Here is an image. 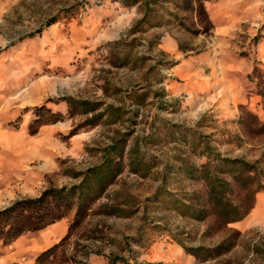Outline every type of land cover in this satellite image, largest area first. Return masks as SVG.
I'll return each instance as SVG.
<instances>
[{"label": "rangeland", "instance_id": "374dc122", "mask_svg": "<svg viewBox=\"0 0 264 264\" xmlns=\"http://www.w3.org/2000/svg\"><path fill=\"white\" fill-rule=\"evenodd\" d=\"M74 1L85 7L25 38ZM204 9L209 26L190 12L189 30L173 23L134 35L129 63L121 65L113 44L140 18L136 7L121 0H0V210L46 188L78 183L74 175L97 164L100 149L123 132L130 133L129 145L142 143L154 165L147 177L125 170L52 264H75L86 252L85 264H264V0H206ZM144 92L140 103L130 96ZM67 97L136 115L90 127L85 116H68L58 100ZM40 105L61 119L31 134ZM205 145L220 158L256 164L263 190L246 218L228 227L241 234L238 245L201 263L181 243L213 247L228 229L213 218L193 222L152 198L163 184L179 195L202 194L201 180L175 170L182 161L196 168L207 163ZM165 166L174 172L167 178ZM108 203L135 213L100 215ZM73 215L24 234L23 255L9 264H34L67 234ZM96 225L94 239L89 232ZM7 249L0 245V258Z\"/></svg>", "mask_w": 264, "mask_h": 264}, {"label": "trees", "instance_id": "16d2710c", "mask_svg": "<svg viewBox=\"0 0 264 264\" xmlns=\"http://www.w3.org/2000/svg\"><path fill=\"white\" fill-rule=\"evenodd\" d=\"M206 0H121L122 4L128 7H136L140 18L128 30L126 39L121 38L113 45L119 50L121 65H127L130 60V51L136 41L134 35L144 33L155 27H163L176 23L179 27L189 30L185 25L188 14L193 12L196 16L206 19L204 9ZM85 3L74 1L68 7L61 8L56 14L45 19L44 23L33 33L27 34L25 38H34L35 34L43 29L64 19L73 17L79 9L85 7ZM203 22V23H205ZM151 44V42H150ZM149 44V45H150ZM152 45V44H151ZM142 58V57H141ZM140 58V59H141ZM147 93H132L130 96L140 103ZM68 107V116H85V124L90 127L100 123L118 124L130 121L126 115H136L124 107L104 105L100 102L85 101L69 98H58ZM35 120L29 127L31 134H36L38 129L44 125L54 124L61 119L60 114L53 113L44 105L34 109ZM135 117V116H134ZM126 119V120H125ZM129 132H123L117 138L100 149V161L91 165L84 172L76 173L74 178H79L78 183L70 186L49 187L41 191L38 197L22 198L5 206L0 210V245L3 248L10 246L17 239L26 233H36L46 229L48 226L56 224L58 221L74 213L73 219L68 225L67 234L53 247L40 252L35 258L34 264H52V260L57 259L60 253H64L63 248L68 240L84 229L86 220L91 217L93 205L104 197L108 188L115 184L117 179L126 170L129 173L140 177H147L154 168L148 155L144 152L141 143L129 145ZM187 143V141H185ZM190 148L195 149L197 142H188ZM206 156L208 162L196 168L189 166L185 161L176 167L175 173L184 175L187 179L198 178L202 181L204 192L200 195L184 192L182 194L169 191L165 185L158 188L153 202L169 204L176 213L193 222H205L208 219L214 220L220 228L228 229L229 225L241 222L254 208V198L256 194L263 190L261 178L263 170L256 164L244 162L240 159L220 158L204 146L201 151ZM166 178L174 173L172 167L165 166ZM226 176L229 180L222 178ZM233 186V187H232ZM234 186L237 187L234 190ZM236 196V198H233ZM100 215L126 218L135 212L131 208H121L113 204H104L100 207ZM98 226H94L90 234L94 239ZM229 233L222 241L205 247L202 245L188 247L183 243L184 250L198 262H210L220 259L232 251L241 239V234L236 230L228 229ZM181 242V241H180ZM258 252V249H253ZM98 253V252H93ZM90 252L75 259V264H85ZM1 256V252H0ZM117 258V257H116ZM114 258L112 262L118 260Z\"/></svg>", "mask_w": 264, "mask_h": 264}, {"label": "crops", "instance_id": "0c3cea01", "mask_svg": "<svg viewBox=\"0 0 264 264\" xmlns=\"http://www.w3.org/2000/svg\"><path fill=\"white\" fill-rule=\"evenodd\" d=\"M23 237H20L17 239L13 244L10 246H7L9 249H7L6 255H4L2 258H0V264H9L13 260H16L19 256L23 255L22 246L23 243L21 242Z\"/></svg>", "mask_w": 264, "mask_h": 264}]
</instances>
